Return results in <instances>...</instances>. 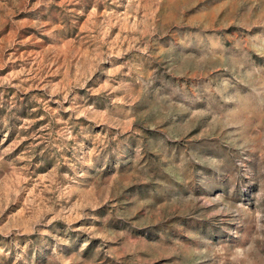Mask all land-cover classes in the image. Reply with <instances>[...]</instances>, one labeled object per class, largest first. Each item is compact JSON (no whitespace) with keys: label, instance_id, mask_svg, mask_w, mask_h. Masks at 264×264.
Returning <instances> with one entry per match:
<instances>
[{"label":"rangeland","instance_id":"obj_1","mask_svg":"<svg viewBox=\"0 0 264 264\" xmlns=\"http://www.w3.org/2000/svg\"><path fill=\"white\" fill-rule=\"evenodd\" d=\"M0 264H264V0H0Z\"/></svg>","mask_w":264,"mask_h":264}]
</instances>
